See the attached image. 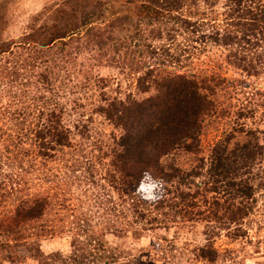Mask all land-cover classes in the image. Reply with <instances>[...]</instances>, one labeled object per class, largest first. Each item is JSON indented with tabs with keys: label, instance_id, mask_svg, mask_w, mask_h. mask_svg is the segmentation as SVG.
Instances as JSON below:
<instances>
[{
	"label": "trees",
	"instance_id": "obj_1",
	"mask_svg": "<svg viewBox=\"0 0 264 264\" xmlns=\"http://www.w3.org/2000/svg\"><path fill=\"white\" fill-rule=\"evenodd\" d=\"M136 1L141 2L136 17L113 20L107 27L110 29L107 40L111 50L122 57L112 61L127 63L131 70L141 74L137 81L139 88L143 92L155 89L156 94L142 101L131 97L104 99L101 112L122 129L107 154L111 158L104 177L107 186L96 195L90 213L79 215L72 205L59 201L71 185L67 182L69 176L62 183L56 181L58 176L45 174L47 183L32 191L30 185L37 181L34 184L37 187L42 181L45 169L41 167L55 161L57 152L73 146V132L62 120L61 93H55V99L33 97L32 106L13 112L18 122L11 127L3 126L0 120V206L5 207L8 201L14 203L10 209L0 210V246L11 247L12 243L26 240L34 228L39 229L41 237L55 236L63 232L58 223L65 221L67 228L76 227L78 239L74 247L78 243L81 249L76 248L68 257L54 253L51 258L55 262L117 264L122 260L125 261L122 264H134L137 257L131 258V254L129 257L124 248L107 245L102 238L108 233L122 236L129 232L141 237L147 230L169 226L171 222L201 220L223 227L228 223L240 225L254 210L256 180L264 162L260 131L248 133L245 142L234 146H230V141H219L209 158L197 157L191 167L181 163L182 156L201 153L207 121L221 114L218 96L227 85V78L167 68L195 63L211 46H218L228 51V62L243 72L264 73V0H128L127 3ZM99 4L91 11L87 8L89 1L83 8L78 1V7L69 13L62 12L54 25L34 29L25 38L28 47L26 43L21 46L33 50L36 57H45L46 62L53 50L66 52L77 40L72 36L74 31L105 16L102 3ZM97 30L93 43L102 47L107 43L102 41V30ZM67 37L71 38L66 41ZM181 37L185 41L178 43ZM7 52L8 49L0 47V57ZM66 56L70 57V53ZM56 60L53 58L54 69H61ZM43 80L49 83L50 76L43 75ZM98 82L104 83V79ZM7 111L6 107L3 114ZM95 171L91 164L82 171L83 178L89 176L88 181L75 178L84 187L82 193L86 196ZM35 174L31 183L30 177ZM50 182L52 185L47 187ZM61 210L68 212L64 215ZM69 217L72 219L68 220ZM102 224L105 228L99 230ZM80 233L86 234V239L80 240ZM201 251L203 258L216 261L218 252L214 245ZM80 253H84L83 261Z\"/></svg>",
	"mask_w": 264,
	"mask_h": 264
},
{
	"label": "rangeland",
	"instance_id": "obj_2",
	"mask_svg": "<svg viewBox=\"0 0 264 264\" xmlns=\"http://www.w3.org/2000/svg\"><path fill=\"white\" fill-rule=\"evenodd\" d=\"M78 1L82 4L80 8L89 1L87 8L91 11L102 3L105 16L74 31L72 36L77 40L71 43L66 52L53 50L46 62L45 57H36L33 50L21 46L27 42L25 38L34 29L54 25L62 12L69 13L77 8ZM127 1L0 0V47L9 51L0 57V80L4 78V82L0 83V120L3 126L11 127L18 122L13 118V112L32 106L33 97L55 99L54 94L58 91L61 93L59 100L64 109L62 120L73 132V146L64 152H57L55 161L51 160L48 165L41 167L52 173L42 170V181L37 187V181L30 187L32 191H37L38 187L44 186L43 183H47L43 177L45 174L58 176L56 181L61 180L62 183L69 176L67 182L71 185L66 187V196L59 198V201L63 205H72L78 215L90 213L96 195L107 186L104 177L111 159L107 154L122 134V129L101 112V106L105 105L104 99L124 100L131 97L142 101L156 94L155 89L143 92L139 88L137 81L141 74L131 70L127 63L121 65L112 61L113 58L119 60L122 57L111 50V43L107 40L110 29L107 27L118 17H136L141 6L140 1L134 4H128ZM92 28L94 31L90 32ZM97 28L102 30V41L107 43L102 47L93 43L94 33L99 32ZM70 38L65 39L67 41ZM179 40L181 42L178 43L185 41L182 37ZM68 53L70 57L66 56ZM227 54L226 49L211 46L195 63H186L182 68H167L168 71L205 72L227 78V85L223 86L218 96L221 114L207 121L202 135L201 153L199 156L181 157V163H187L189 167L196 163L197 157L209 158L213 146L222 140L230 141V146H234L245 142L248 133L260 131V142L264 145V73L250 75L243 72L228 62ZM53 58L61 63V69H54ZM45 74L50 76L49 83H44ZM100 78L104 79V83L98 82ZM6 107L8 111L3 114ZM91 164L96 171L86 196L82 193L84 187L79 186L81 184L75 178H82V181L88 179L89 176L83 178L82 171ZM70 165H73L71 169ZM36 176L30 177L31 183ZM73 179L77 181L74 184ZM51 185L50 182L47 187ZM255 200L254 210L240 225L228 223L223 227L201 220L177 224L171 222L169 226L151 228L141 237L134 236L132 232L123 233L122 236L108 233L102 239L107 245L124 248L129 257L130 254L131 258L137 257L134 264H264V162L260 167V177L256 180ZM12 204L8 201L5 207L0 206V210L6 207L10 209ZM62 212L66 215L68 211ZM58 225L63 232L55 236L41 237L39 229L34 228L28 232L26 240L12 243L11 247L0 246V264H60L51 255L58 253L68 257L73 255L76 248L81 249V245L76 243L74 247V241L78 239L75 226L67 228L65 221ZM98 228L104 230V224ZM80 234V240L86 239V234ZM211 244L218 252L214 262L202 257L201 249ZM78 255H82L80 260L83 261L84 253ZM122 263L125 261L120 260L117 264Z\"/></svg>",
	"mask_w": 264,
	"mask_h": 264
}]
</instances>
